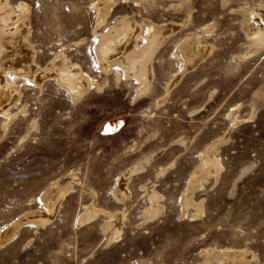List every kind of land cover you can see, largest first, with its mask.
I'll use <instances>...</instances> for the list:
<instances>
[{"label": "rangeland", "instance_id": "rangeland-1", "mask_svg": "<svg viewBox=\"0 0 264 264\" xmlns=\"http://www.w3.org/2000/svg\"><path fill=\"white\" fill-rule=\"evenodd\" d=\"M6 2L35 75L0 68L15 97L0 109V264H264V0ZM121 19L138 45L163 32L146 91L98 66ZM66 65L88 75L81 95L56 79Z\"/></svg>", "mask_w": 264, "mask_h": 264}, {"label": "bare ground", "instance_id": "bare-ground-1", "mask_svg": "<svg viewBox=\"0 0 264 264\" xmlns=\"http://www.w3.org/2000/svg\"><path fill=\"white\" fill-rule=\"evenodd\" d=\"M11 17H12V12L9 8L8 2H6V0H0V39L5 44H8V46L12 45V47H13L12 48L13 54H11L12 58L7 59V60H3L2 59L3 58L2 53L4 51V43L0 41V68L2 70L11 68L14 73L24 72L26 74L34 76L35 73L32 72L33 68H31L32 66H31V61H30V59L32 58V53L30 54L31 51L26 49L25 47L22 48V51H18L19 49L21 50V48L18 49L19 44L17 45L18 42L20 43L18 34L20 33V31H22L21 30L22 28L20 26L23 23L22 24L20 23L21 25L19 27H13V29H8V28H7V30L2 29L5 25V23H7V21H9L11 19ZM20 20H22V19H20ZM131 28H132V25L129 21H127L126 19H121L117 25L110 28L108 33H106V34L102 33L101 34L100 44L98 47L96 46L97 47V49H96L97 50V56H98V66L101 68H104L105 70H109V68L113 64L123 68L124 72H126L127 76L132 75L137 80L141 81L143 84L141 87V90L146 91V90H148V88L150 86V60H151V56H152L157 44L161 41L163 32L159 29H153V30L150 29L151 31L146 36V40L144 41V43L141 45H138L135 43V40L133 39L132 35L130 34ZM138 28H139V26H138ZM138 40H139V38H138ZM125 42L126 43L129 42L130 43L129 46H127V45L123 46L122 43H125ZM118 53H120V54H118ZM18 65H20V66L22 65L21 66L22 68H18ZM10 73H12V71ZM55 76L57 77L56 79L59 82L64 81L63 85H65L67 87V89L69 90L72 97H76L78 94H80L82 91H84L89 86V81H88V78L86 77L88 75H83L82 73H75V72L71 73L70 72V66H67V65L62 67L60 70H57V72H55ZM4 81L2 80V77L0 76V109L3 108V105L6 103V101H9V100L11 101L13 98H15L13 95V93H14L13 85L6 83ZM134 85H135V83H134ZM92 86H94V85H92ZM206 164H208V163H206ZM199 167H200L201 171H204L205 170L204 162ZM137 169H138V167H137ZM62 189L59 186V184L54 182L44 192L43 197H41L43 199L44 206H46L48 208L47 210H49V212L50 211L53 212L56 209L60 195L63 192ZM121 194H122V192H121ZM156 197H157L156 193L153 192L150 194L151 205L154 208L157 207ZM190 198H191V196H190ZM185 200H186V198H185ZM87 215H88V213H87ZM25 216H26L25 220L35 222V223L41 222L46 218L44 213H31L28 216L27 215H25ZM27 221H25V222H27ZM14 222L12 224H14ZM18 222H20V221H18ZM15 223H17V221ZM17 224H19V223H17ZM107 225H105V226H107ZM14 226L15 225H12V227H14ZM12 227H10V230L12 229ZM15 227L18 228V225ZM15 227H14V229H15ZM2 236H5V235L2 234ZM8 239H9V237H8ZM241 251H243V250L241 249ZM240 257H242V256H240ZM236 259H237V255H235L234 253L224 252L221 256V261L218 263L219 264H232L234 261H236Z\"/></svg>", "mask_w": 264, "mask_h": 264}]
</instances>
